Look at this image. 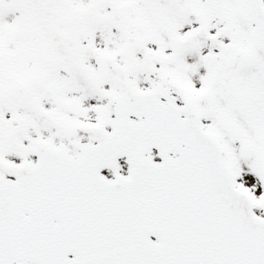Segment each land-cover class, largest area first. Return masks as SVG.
I'll use <instances>...</instances> for the list:
<instances>
[{"label":"snow or ice","instance_id":"snow-or-ice-1","mask_svg":"<svg viewBox=\"0 0 264 264\" xmlns=\"http://www.w3.org/2000/svg\"><path fill=\"white\" fill-rule=\"evenodd\" d=\"M0 264H264V0H0Z\"/></svg>","mask_w":264,"mask_h":264}]
</instances>
